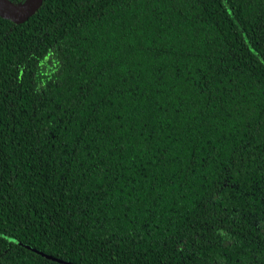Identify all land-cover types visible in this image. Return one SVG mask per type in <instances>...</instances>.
<instances>
[{
    "label": "trees",
    "instance_id": "trees-1",
    "mask_svg": "<svg viewBox=\"0 0 264 264\" xmlns=\"http://www.w3.org/2000/svg\"><path fill=\"white\" fill-rule=\"evenodd\" d=\"M32 249L264 264V0L0 18V264H63Z\"/></svg>",
    "mask_w": 264,
    "mask_h": 264
},
{
    "label": "water",
    "instance_id": "water-1",
    "mask_svg": "<svg viewBox=\"0 0 264 264\" xmlns=\"http://www.w3.org/2000/svg\"><path fill=\"white\" fill-rule=\"evenodd\" d=\"M41 3L42 0H23L18 4H14L10 0H0V18L9 20L15 24L24 22L27 18H29L35 13ZM34 251L44 255L46 258H50L57 262L63 264H73L70 262H64L62 260L53 258L49 255H45L42 252H38L36 250Z\"/></svg>",
    "mask_w": 264,
    "mask_h": 264
}]
</instances>
